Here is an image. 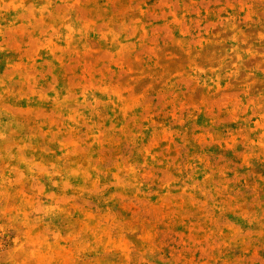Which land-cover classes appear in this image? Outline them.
Masks as SVG:
<instances>
[{
	"label": "rangeland",
	"instance_id": "374dc122",
	"mask_svg": "<svg viewBox=\"0 0 264 264\" xmlns=\"http://www.w3.org/2000/svg\"><path fill=\"white\" fill-rule=\"evenodd\" d=\"M0 264H264V0H0Z\"/></svg>",
	"mask_w": 264,
	"mask_h": 264
}]
</instances>
